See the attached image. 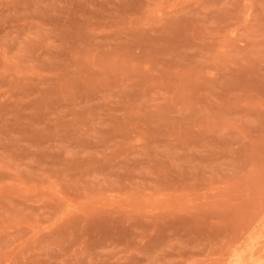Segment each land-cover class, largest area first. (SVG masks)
Segmentation results:
<instances>
[{
    "label": "rangeland",
    "instance_id": "rangeland-1",
    "mask_svg": "<svg viewBox=\"0 0 264 264\" xmlns=\"http://www.w3.org/2000/svg\"><path fill=\"white\" fill-rule=\"evenodd\" d=\"M0 264H264V0H0Z\"/></svg>",
    "mask_w": 264,
    "mask_h": 264
}]
</instances>
